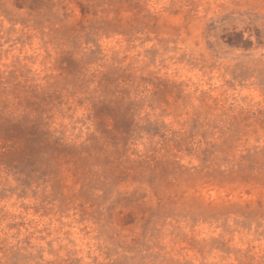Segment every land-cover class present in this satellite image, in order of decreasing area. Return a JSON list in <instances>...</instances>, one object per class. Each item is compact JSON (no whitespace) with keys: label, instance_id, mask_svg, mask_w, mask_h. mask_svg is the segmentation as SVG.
Segmentation results:
<instances>
[{"label":"rangeland","instance_id":"rangeland-1","mask_svg":"<svg viewBox=\"0 0 264 264\" xmlns=\"http://www.w3.org/2000/svg\"><path fill=\"white\" fill-rule=\"evenodd\" d=\"M0 264H264V0H0Z\"/></svg>","mask_w":264,"mask_h":264}]
</instances>
